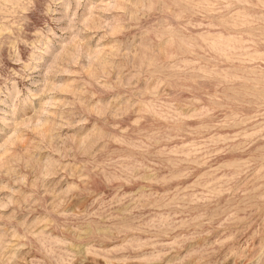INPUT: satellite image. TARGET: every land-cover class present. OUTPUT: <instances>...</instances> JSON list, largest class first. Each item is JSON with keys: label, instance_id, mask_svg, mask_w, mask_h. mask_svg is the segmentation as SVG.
Masks as SVG:
<instances>
[{"label": "rangeland", "instance_id": "1", "mask_svg": "<svg viewBox=\"0 0 264 264\" xmlns=\"http://www.w3.org/2000/svg\"><path fill=\"white\" fill-rule=\"evenodd\" d=\"M0 264H264V0H0Z\"/></svg>", "mask_w": 264, "mask_h": 264}]
</instances>
